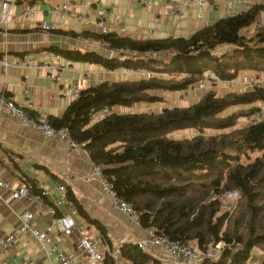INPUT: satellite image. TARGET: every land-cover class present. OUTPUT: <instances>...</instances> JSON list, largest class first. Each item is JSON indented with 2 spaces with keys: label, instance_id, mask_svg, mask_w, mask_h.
Listing matches in <instances>:
<instances>
[{
  "label": "trees",
  "instance_id": "trees-1",
  "mask_svg": "<svg viewBox=\"0 0 264 264\" xmlns=\"http://www.w3.org/2000/svg\"><path fill=\"white\" fill-rule=\"evenodd\" d=\"M262 18L264 5L253 4L202 26L186 38L132 39L112 32L58 31L137 51L134 57L121 61L93 50L56 45L44 48L106 70L153 73L81 88L61 116H48L47 120L53 128H66L90 161L99 165L115 194L131 205L140 227L189 243L197 251L220 241L217 258L202 257L197 264H246L252 248L260 252L256 264H264V117L236 126L240 117L259 109L253 103L264 101V89L251 87L220 96L207 89L192 104L166 106L158 112L113 111L95 121L88 114L103 107L162 102L156 90H184L193 86L204 70L220 80L233 79L241 70L263 72ZM147 51L156 55L149 56ZM230 106L239 108L222 113ZM185 128L197 133L167 136ZM207 128L218 131L203 134ZM27 185L30 194L42 197L31 180ZM233 191L238 196L232 207L224 210L222 196ZM64 194L76 214L106 237L102 225L83 211L72 192ZM116 252L121 264H162L131 242H122ZM98 264L115 261L104 252Z\"/></svg>",
  "mask_w": 264,
  "mask_h": 264
},
{
  "label": "crops",
  "instance_id": "crops-1",
  "mask_svg": "<svg viewBox=\"0 0 264 264\" xmlns=\"http://www.w3.org/2000/svg\"><path fill=\"white\" fill-rule=\"evenodd\" d=\"M144 1L100 0L99 5H93L92 0H14L8 7L6 25L0 26V58H4L8 63L25 60L28 61L29 67L9 65L4 73L0 66V91L19 107L25 108L29 100L31 106L28 109L33 114L59 117L70 102L59 95L60 89L68 83H77L81 89L103 80L144 77V72L121 68L106 70L96 64L71 61L44 50L47 46L56 45L64 49L100 52L95 47H89L85 39L58 31L104 33L99 28L103 25L105 32L121 34L132 39L186 38L219 18L244 11L253 4L264 5V0H231L228 8L223 0H211L204 3L201 17H196L192 5H184L180 14L176 13V0H152L151 4H144ZM61 3L69 4V16L55 11L56 6ZM29 7L33 9L32 16H21L14 20ZM97 8L103 9V20L97 19ZM77 15L81 17L76 18ZM40 21L52 23L54 29L41 30L38 26ZM3 30L6 31V36H3ZM41 62L60 64L70 69L61 70L59 81L51 82L34 68L35 63ZM83 73L88 76H83ZM254 78L264 87V71L241 70L233 78V89L224 82L207 89L213 90L218 96L229 91L241 92L250 88V82ZM25 85L28 89V99L22 94ZM207 89L193 88L186 91L181 100L173 101L176 103L172 106L192 104ZM161 95H165L168 100L176 97L173 93ZM254 104L260 106L262 103ZM233 108L228 107L223 112H229ZM112 109L120 113L147 111L137 110L135 106H116ZM260 112L264 117L263 107H260ZM236 126H242L241 118L237 120ZM0 179L9 187L0 188V234L12 232L18 227V214L23 210L34 212L31 224L37 229L49 228L50 232L54 233L50 208H53L56 214L71 215L81 225L85 235L99 234L92 224L86 223L76 214L71 203L65 198L64 191L69 190L83 211L102 225L108 242H133L146 236L147 229L133 224L125 215L111 207L101 182L92 174L91 161L82 147L70 148L67 139L62 140L57 136L43 138L34 127L20 125L18 120L4 109L0 110ZM30 180L39 191H47L48 194L42 197L30 194L27 185ZM19 184L25 186L28 195L13 198L10 191ZM57 243L67 252L76 251L72 238L60 237ZM144 251L160 259L162 264H181L167 260L166 252L161 247L146 245ZM2 260L8 264H23L26 260H32L34 264H44L45 257L37 250L35 240L25 234L9 245L7 250L0 249V264ZM87 262V259L81 256L76 264Z\"/></svg>",
  "mask_w": 264,
  "mask_h": 264
},
{
  "label": "built area",
  "instance_id": "built-area-1",
  "mask_svg": "<svg viewBox=\"0 0 264 264\" xmlns=\"http://www.w3.org/2000/svg\"><path fill=\"white\" fill-rule=\"evenodd\" d=\"M14 0H0V26H5L7 23V11L10 3ZM207 1L211 0H176V13L180 14L181 9L184 5H192L195 8V16L201 17L203 5ZM225 5L229 8L231 5V0H223ZM93 5H99L100 0H92ZM152 0H145L144 4H151ZM69 4L61 3L56 6L55 11L61 13L62 15H70ZM95 14L98 20H103L104 13L103 9L97 8ZM33 9L31 7L23 10L19 15H17L14 20H17L21 16H32ZM81 15H77L76 18H80ZM264 21V18H262ZM39 28L44 31H50L54 29V25L48 21H40L38 24ZM100 30L105 32V27L100 25ZM3 36H6V31H2ZM86 43L89 47H96L100 50V53L106 58H115L117 60H124L126 58L134 57L137 51L131 49L128 46H110L102 45L98 41L93 39H86ZM149 56H155L156 53L147 51L145 52ZM11 65L13 67H29L28 61L25 60H15L8 63L4 58H0V66L2 72L5 73L6 68ZM34 68L42 72L44 77L51 82H58L60 79V71L69 68L60 64L51 63H35ZM144 77H150L153 73L150 71H143ZM83 76H88L87 73H83ZM224 82L229 88L235 87V82L233 79L220 80L212 71L204 70L201 73V78L193 85L182 91L184 94L186 91L192 90L193 88L207 89L208 87H214L218 83ZM250 87H260L259 82L256 78L252 79L250 82ZM264 89V87H263ZM79 90L77 83H68L64 88H61L59 95L67 100H72L76 97ZM22 94L28 99V89L25 85L22 89ZM31 106L29 100L26 102V107L16 106L13 101L0 91V110H6L12 117L18 120L19 124L26 127L32 126L37 131V133L43 138H49L52 136H57L59 139H67L70 148L81 147L78 142L71 139L68 136L66 128L62 127L59 129L53 128L48 120L47 116L41 114H33L28 109ZM264 106V105H263ZM113 112L112 108L103 107L97 111L89 112V118L91 121H95L109 113ZM262 118L260 108L247 114L243 117V123L249 124L258 119ZM92 174H94L97 179L102 184V189L104 193L108 196L111 207L121 214L125 215L127 219L135 225H139L134 211L131 205L124 199L118 197L112 190L111 185L102 177L100 173L99 165L91 161ZM0 188L8 189V184L0 179ZM42 195H47V191H42ZM10 195L13 198H19L28 195V191L25 186L19 184L18 187L10 191ZM228 200L235 201L237 198V192H226L223 195ZM1 201V199H0ZM49 214L51 216V223L54 227V233H51L49 228L37 229L31 224L34 218V212L29 210H23L18 214L19 225L18 227L8 233L0 234V249L2 251L7 250V247L13 244L16 240L21 238L23 235L28 234L35 240L37 250L45 257L44 264H76L79 257L84 256L87 259V264H98L100 258L105 252L110 256L115 264H121L117 257V248L122 242H127L121 240L119 243L112 244L107 241L105 237L100 234L94 236H87L84 234L81 225L74 220V218L66 213L56 214L53 208L49 209ZM145 229V228H144ZM60 237L72 238L76 246V251L67 252L60 248L58 245V240ZM137 246L140 250H145L146 245L158 246L165 250L166 258L169 261H174L181 264H197L199 259L202 257H208L215 259L218 256L220 241L217 242L214 247L216 252L211 254L206 249L205 251H197L194 247L186 242H181L175 239L169 238L164 233H156L151 229H147L146 236L142 239L131 242ZM250 257V258H249ZM248 260L251 263L256 264V260L253 255L249 253ZM1 264H8L5 260L1 261ZM23 264H34L32 260H26Z\"/></svg>",
  "mask_w": 264,
  "mask_h": 264
},
{
  "label": "rangeland",
  "instance_id": "rangeland-1",
  "mask_svg": "<svg viewBox=\"0 0 264 264\" xmlns=\"http://www.w3.org/2000/svg\"><path fill=\"white\" fill-rule=\"evenodd\" d=\"M96 48V47H95ZM98 49V48H97ZM99 50V49H98ZM100 51V50H99ZM117 78H118V76H117ZM126 79H129L128 77L126 78ZM213 87V86H212ZM261 87V86H260ZM210 88V87H209ZM251 88V87H250ZM261 88H263V87H261ZM232 89V88H231ZM182 91L183 90H177V91H170V90H156L155 91V94L156 95H159V96H161L162 98H163V101L162 102H153V103H144V102H140V103H136V104H134V106L135 107H137L138 109L137 110H147L146 112H158V110L160 109H162V108H164V107H169V106H172L173 104H175V103H173V101L176 99V100H179L182 96H183V94H182ZM161 93L162 94H170V93H173V95L174 96H176L175 98H173V99H170V100H168V99H166V97H165V95H161ZM185 94V93H184ZM181 100V99H180ZM165 102H166V104H165ZM177 103H179V102H177ZM256 103V102H255ZM260 104V106H257L258 108H264V106H262V105H264V101L263 102H259ZM180 104H183V103H180ZM188 105V104H187ZM253 105H256V104H254L253 103ZM133 106V107H134ZM121 107H124V106H121ZM230 107H234L233 108V110L235 109V108H239L238 106H230ZM124 108H127V107H124ZM129 108H132V107H129ZM159 110V111H160ZM222 113H224V112H222ZM246 116V115H245ZM243 117L244 116H242V117H240L241 119H242V125H246L245 123H243ZM218 130H214V129H210V128H207V129H203L202 130V133L203 134H210V133H216ZM197 133V130L196 129H191V128H185V129H181V130H175V131H172V132H170V133H168V137H170V138H181V137H190V136H192V135H195ZM250 156L251 157H253L254 156V154L252 153V154H250ZM225 194V193H224ZM223 194V195H224ZM233 200H228V199H226L224 196H222V203H221V207L224 209V210H227V209H229V208H231L232 207V205H233ZM142 228V227H141ZM116 243H118V242H116ZM116 243H112V244H116ZM207 251L209 252V253H211V254H213V253H215L216 252V250H215V247H207ZM250 253H251V255H253V258L256 260V263H257V260H258V258H259V256H260V252L256 249V248H252L251 250H250ZM250 258V257H249ZM248 258V259H249ZM247 259V261H246V264H253V263H251V260H248Z\"/></svg>",
  "mask_w": 264,
  "mask_h": 264
}]
</instances>
